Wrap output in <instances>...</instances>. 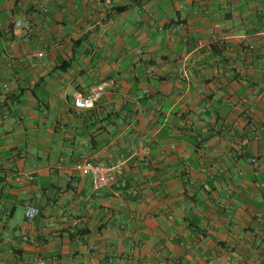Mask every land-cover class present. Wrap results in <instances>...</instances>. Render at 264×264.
Instances as JSON below:
<instances>
[{
    "label": "crops",
    "instance_id": "1",
    "mask_svg": "<svg viewBox=\"0 0 264 264\" xmlns=\"http://www.w3.org/2000/svg\"><path fill=\"white\" fill-rule=\"evenodd\" d=\"M0 264H264V0H0Z\"/></svg>",
    "mask_w": 264,
    "mask_h": 264
},
{
    "label": "built area",
    "instance_id": "2",
    "mask_svg": "<svg viewBox=\"0 0 264 264\" xmlns=\"http://www.w3.org/2000/svg\"><path fill=\"white\" fill-rule=\"evenodd\" d=\"M99 89L91 90L89 93L80 95L74 99V105L80 108H92L95 102L100 98ZM149 148L137 152L141 159L149 155ZM73 168L84 174L91 176L95 187H103L115 182L119 174L123 172V162L100 164L91 160H80L73 164ZM40 210L34 204H27L24 209L26 220L30 221L39 214Z\"/></svg>",
    "mask_w": 264,
    "mask_h": 264
}]
</instances>
